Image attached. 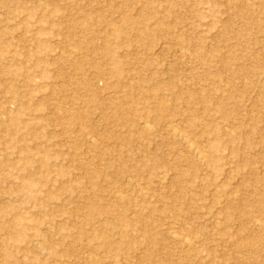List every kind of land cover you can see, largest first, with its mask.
<instances>
[{
  "label": "rangeland",
  "instance_id": "374dc122",
  "mask_svg": "<svg viewBox=\"0 0 264 264\" xmlns=\"http://www.w3.org/2000/svg\"><path fill=\"white\" fill-rule=\"evenodd\" d=\"M0 264H264V0H0Z\"/></svg>",
  "mask_w": 264,
  "mask_h": 264
},
{
  "label": "bare ground",
  "instance_id": "6f19581e",
  "mask_svg": "<svg viewBox=\"0 0 264 264\" xmlns=\"http://www.w3.org/2000/svg\"><path fill=\"white\" fill-rule=\"evenodd\" d=\"M148 127V126H147ZM150 129V128H149ZM190 148H192V146H190ZM202 154V153H201ZM200 157H201V155H200ZM203 157V156H202ZM31 165V163L30 162H28L27 163V166H30ZM104 246V245H103Z\"/></svg>",
  "mask_w": 264,
  "mask_h": 264
}]
</instances>
